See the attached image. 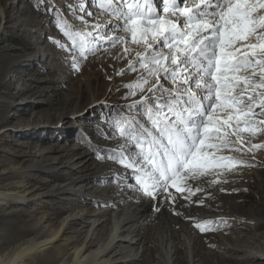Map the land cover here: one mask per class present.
Listing matches in <instances>:
<instances>
[{"label": "rangeland", "instance_id": "rangeland-1", "mask_svg": "<svg viewBox=\"0 0 264 264\" xmlns=\"http://www.w3.org/2000/svg\"><path fill=\"white\" fill-rule=\"evenodd\" d=\"M100 2L0 0V172L10 167H35L30 180L45 189L47 184L74 180L82 167L92 181L87 196L93 202L71 196H45L40 205L0 202V260L10 246L23 238L24 228L42 214L60 224L72 211L100 210L105 205L103 201L117 192V183L111 177L99 182L100 176L108 175V164L124 168L132 176L133 185L136 183L131 169L107 157L117 155L126 145L132 146L120 135L117 120L136 117L146 123L137 107H128L140 100L141 93L125 87L136 82L143 71L139 64L136 71L129 69V63L136 61V52L142 49L132 45L133 51L123 54L122 45L99 41L95 54L82 57L57 26L56 13L52 11L54 6L70 30L81 31L107 18ZM111 22L116 21L113 18ZM42 79L46 85L36 86ZM162 82L171 87L167 81ZM131 91L136 94L130 95ZM240 137L241 150L224 154L238 157L246 165L223 171L215 177L216 183H208L212 177L197 181L205 187L201 193L195 192L191 201L179 198L173 207L159 204L160 211L152 215L154 222L170 230H158L143 222L135 226L133 232L146 235L152 247L139 264H162L158 251L167 243L173 247L174 264H264V257L248 255L250 251L264 253V147H254L264 145V132L242 131ZM3 176L0 173V184L9 181ZM139 195L154 206L158 203ZM201 198L202 205L193 203ZM188 214L192 218L185 219V224L183 217ZM113 218L111 215L109 223ZM204 221H211L206 225L210 230L201 231L195 226ZM64 235L63 241L55 243L56 249L63 250L67 242L74 241L78 246L83 240L78 233Z\"/></svg>", "mask_w": 264, "mask_h": 264}, {"label": "snow or ice", "instance_id": "snow-or-ice-1", "mask_svg": "<svg viewBox=\"0 0 264 264\" xmlns=\"http://www.w3.org/2000/svg\"><path fill=\"white\" fill-rule=\"evenodd\" d=\"M100 8L108 19L93 25L95 34L70 30L52 11L82 57L95 54L99 41L122 45L123 54L132 45L142 49L129 69L139 64L143 71L125 87L141 93L128 107H137L146 123L117 120L132 146L107 157L132 170L136 183L130 187L157 200L159 212L160 203L173 207L203 191L193 182L212 177L208 183H216L223 171L246 165L224 153L241 150L242 131L264 132V119H256L264 117V0H101ZM206 225L211 221L195 226L210 230Z\"/></svg>", "mask_w": 264, "mask_h": 264}, {"label": "bare ground", "instance_id": "bare-ground-1", "mask_svg": "<svg viewBox=\"0 0 264 264\" xmlns=\"http://www.w3.org/2000/svg\"><path fill=\"white\" fill-rule=\"evenodd\" d=\"M106 22L107 18L104 17L100 25L104 26ZM93 25L95 24L89 27L86 26L87 28H81V31L95 33ZM37 82L39 84L36 86L43 87L46 85L45 79ZM108 165L109 167L106 169V174L108 175L100 176L99 182L108 180L111 177L117 183V192L116 195L112 194V197L103 201L105 205L100 210L79 209L72 211L61 219L60 224L48 215L42 214L35 223L33 222L24 228L25 230L22 232L23 238L15 245L10 246L3 254L0 264H139L143 262V258L152 247L149 248L150 245L145 238L146 235L133 232L135 226L143 222L149 227H156L158 230L161 228L170 229L164 226H157L154 222L155 219L152 215L155 211V206L142 199L141 195H139L141 193L130 187V185H133V178L129 175L130 173L128 174L120 166ZM35 172V167H20L17 169L10 167L0 172L4 175L3 178L9 180L7 183L0 184V202H4L5 205L10 202L21 205H25L27 202L40 205L43 202L42 197L45 196L47 198L59 196L64 199L71 196L78 201L82 200L93 204L87 196L92 181L89 178L87 179L82 167L78 168V176L74 180L47 184L48 187L45 189L40 188V186L30 180L31 174H35ZM197 185L196 182H193L194 187ZM202 186L205 187L203 183ZM194 194L196 193L194 192ZM17 197H20L21 201L14 200ZM111 215H114V218L109 223ZM189 217V214L184 216L183 222L185 219L189 220ZM186 222L184 223L186 224ZM56 224H59V226ZM185 224L182 225L184 226ZM169 232L173 233L174 231ZM74 233H78L83 237L80 245H75L76 241H74L67 242L65 244L67 246L63 250L55 248L56 242L59 243L64 240V234ZM63 243L61 242L60 244ZM95 246L96 248L93 249ZM159 248L158 252L161 254L162 264H174L171 243L162 244ZM187 250L189 258V247ZM248 255L264 257L263 252L250 251ZM38 258L40 260L36 261Z\"/></svg>", "mask_w": 264, "mask_h": 264}]
</instances>
